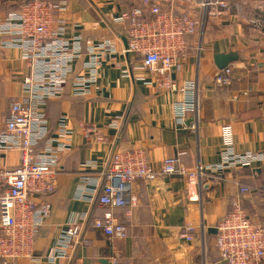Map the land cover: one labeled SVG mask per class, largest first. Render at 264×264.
<instances>
[{
	"label": "crops",
	"instance_id": "crops-1",
	"mask_svg": "<svg viewBox=\"0 0 264 264\" xmlns=\"http://www.w3.org/2000/svg\"><path fill=\"white\" fill-rule=\"evenodd\" d=\"M63 1L67 9L61 17L67 36H81L83 52L89 41L110 40L116 54L99 68L97 83L87 97H73L66 84L62 97L48 102L47 118L53 130L58 119L66 116L73 135L57 172L56 190L46 198L51 215L34 239L33 257L43 262L52 254L60 233L78 222L82 224L81 241L60 264H112L115 255L116 264H221L214 247L215 226L229 213L239 184L249 188L244 199L249 217L254 222L264 220V165L225 171L216 184L211 177L198 183L176 176L137 182L133 186L137 203L129 220H124V210H115V216L125 223L124 239L111 240L81 219L103 213L94 201H88L96 199L90 183L100 179L117 150L142 149L154 167L179 153L188 169L209 166L219 161L228 124L237 152L264 153V0H228L227 11L205 10L200 0L179 2L180 10L197 23L187 57L172 73L177 84L193 81L197 87V112L183 121L176 120L173 110L183 96L159 89L150 72L134 69L140 56L122 52L127 24L118 18L139 0ZM155 1L161 6L170 2ZM18 6V0H0V21ZM229 52L238 56L228 66L231 82L217 86L213 56ZM27 74L21 52L0 41V129L9 105L20 97ZM113 121L117 128L110 127ZM82 123L94 124L106 142L86 144L78 128ZM17 162V152L0 156V166ZM85 162H93L94 169L83 168ZM81 175L92 181L81 184ZM81 189L85 194L79 197ZM186 226L193 229L191 242L179 238ZM21 264L33 263L25 259Z\"/></svg>",
	"mask_w": 264,
	"mask_h": 264
},
{
	"label": "built area",
	"instance_id": "built-area-1",
	"mask_svg": "<svg viewBox=\"0 0 264 264\" xmlns=\"http://www.w3.org/2000/svg\"><path fill=\"white\" fill-rule=\"evenodd\" d=\"M18 1V10L0 21V41L21 52L28 71L22 80L20 97L9 105L4 127L0 129V156L18 153L16 165L0 166V262L21 264V260L27 259L33 264H60L81 241V223L74 222L60 233L52 254L43 262L32 258L34 239L51 215L46 198L56 190L57 172L64 154L71 148L73 135L66 116L58 119L56 129L50 133L45 107L48 101L62 97L66 84H70L73 97H87L97 83L99 68L113 60L116 51L113 42L98 39L86 43L83 52L82 37L67 36L61 17L67 9L63 0ZM182 1L170 0L168 5L161 6L155 0H139L129 13L118 18L127 24L123 54L140 56L134 69L150 72L159 89L183 96L173 107L177 121L194 115L198 103L195 82L180 85L172 79L174 69L187 57L189 38L197 32L196 21L178 7ZM200 6L205 10L227 11L230 3L202 0ZM230 82L228 67L214 77L217 86ZM113 122L110 127L117 128L116 121ZM78 128L86 144L106 142L94 124L82 123ZM223 140L218 163L194 169L180 162L183 153L165 158L154 167L142 149L117 150L98 176L100 179L79 178L84 185L89 179L92 181L96 199L91 197L88 201L104 210L99 217L89 220L84 216L81 221L111 240L124 239L125 223L114 212L124 210V220H129L137 203L133 194L137 182L176 176L198 183L211 177L216 184L222 181L219 175L225 171L264 165V153L235 150L228 124L224 126ZM92 163L85 162L83 168L94 169ZM248 193L249 188L239 184L238 194L230 201L229 213L215 226L214 247L221 264H264V222H254L247 214L244 199ZM83 194L81 189L79 197ZM192 232L186 226L179 238L191 242ZM117 260L115 255L111 263L116 264Z\"/></svg>",
	"mask_w": 264,
	"mask_h": 264
},
{
	"label": "water",
	"instance_id": "water-1",
	"mask_svg": "<svg viewBox=\"0 0 264 264\" xmlns=\"http://www.w3.org/2000/svg\"><path fill=\"white\" fill-rule=\"evenodd\" d=\"M238 61L236 53L229 52L227 54H214L213 63L218 71L227 68L230 64Z\"/></svg>",
	"mask_w": 264,
	"mask_h": 264
},
{
	"label": "trees",
	"instance_id": "trees-1",
	"mask_svg": "<svg viewBox=\"0 0 264 264\" xmlns=\"http://www.w3.org/2000/svg\"><path fill=\"white\" fill-rule=\"evenodd\" d=\"M26 1H27V0H26ZM48 102H49V101H48ZM48 102H47L46 107H45V116H46V117H48V115H47ZM47 119H48V118H47ZM49 130H50L51 133L54 131L53 128H52V126H51V124H50V122H49ZM40 144H42V143H40ZM40 144H39V146H40ZM114 214L116 215V212H114ZM262 221H264V220H262ZM116 263H117V262H116ZM0 264H1V262H0Z\"/></svg>",
	"mask_w": 264,
	"mask_h": 264
},
{
	"label": "rangeland",
	"instance_id": "rangeland-1",
	"mask_svg": "<svg viewBox=\"0 0 264 264\" xmlns=\"http://www.w3.org/2000/svg\"><path fill=\"white\" fill-rule=\"evenodd\" d=\"M201 3H202V0H200V4H201ZM125 47H126V46H125ZM50 133H51V132H50ZM62 161H63V159H62ZM61 163H62V162H61ZM81 176H86V175H81ZM81 176H80V177H81ZM86 177H88V176H86ZM88 178H89V177H88ZM244 207H245V206H244ZM245 210H246V209H245ZM246 212H247V211H246ZM247 214H248V213H247ZM261 222H264V221H261ZM69 225H70V224H68V226H69ZM68 226H67V227H68ZM66 229H67V228H66ZM32 258H33V259H39V258H34V257H33V252H32ZM40 259H41V258H40Z\"/></svg>",
	"mask_w": 264,
	"mask_h": 264
}]
</instances>
